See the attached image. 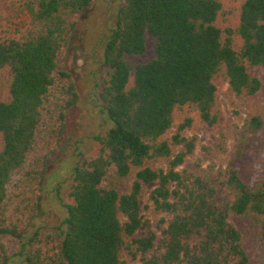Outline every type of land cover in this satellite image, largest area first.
I'll list each match as a JSON object with an SVG mask.
<instances>
[{
    "label": "trees",
    "instance_id": "1",
    "mask_svg": "<svg viewBox=\"0 0 264 264\" xmlns=\"http://www.w3.org/2000/svg\"><path fill=\"white\" fill-rule=\"evenodd\" d=\"M94 2L14 0L0 35V264H264V176L191 164L187 136L221 125L226 83L264 153V0H120L95 74L111 127L61 183L53 160L82 143L65 137L80 95L61 62ZM47 196L65 210L49 231Z\"/></svg>",
    "mask_w": 264,
    "mask_h": 264
},
{
    "label": "rangeland",
    "instance_id": "2",
    "mask_svg": "<svg viewBox=\"0 0 264 264\" xmlns=\"http://www.w3.org/2000/svg\"><path fill=\"white\" fill-rule=\"evenodd\" d=\"M13 2L14 0H0V35L14 17ZM119 5L120 0H95L91 8L76 18L77 27L70 48L61 62V68L73 75L80 95V103L68 115L65 137L66 140L74 138L82 143L79 151H76L75 147L69 148L67 153H61L53 160L50 172L52 175L60 173L57 182L63 183L70 176V173L63 171L64 165L69 164L71 158L77 162L82 158L81 154L85 157L91 156L95 151L94 138L111 127L102 113L100 104L95 101L97 92L95 74L102 67L103 41L115 24ZM219 104L222 122L217 129L187 133L189 137H196L197 145L190 163L201 165L207 171H222L235 167L244 180L253 185L263 179L264 153L258 148L257 142L246 145L242 142V129L247 114L226 83L219 84ZM133 181L134 179L128 180L121 189L122 193L130 192ZM153 188L154 186L145 187L143 205L146 204ZM67 189V186H63L61 191L64 201H67L65 199ZM46 201L47 216L39 225H45L49 231L60 225L65 210L62 203L51 196H47ZM146 214L155 222L161 218ZM4 243L10 256L18 251V243L15 240L4 238Z\"/></svg>",
    "mask_w": 264,
    "mask_h": 264
}]
</instances>
